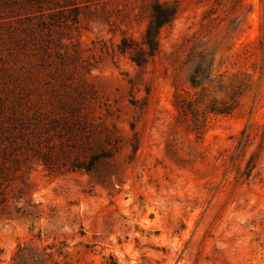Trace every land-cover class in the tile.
Segmentation results:
<instances>
[{"label":"rangeland","instance_id":"374dc122","mask_svg":"<svg viewBox=\"0 0 264 264\" xmlns=\"http://www.w3.org/2000/svg\"><path fill=\"white\" fill-rule=\"evenodd\" d=\"M0 264H264V0H0Z\"/></svg>","mask_w":264,"mask_h":264},{"label":"trees","instance_id":"16d2710c","mask_svg":"<svg viewBox=\"0 0 264 264\" xmlns=\"http://www.w3.org/2000/svg\"><path fill=\"white\" fill-rule=\"evenodd\" d=\"M154 12L155 20L148 25L142 43L131 41L128 37H123L119 44L120 51L129 54L132 60L139 66L145 65L160 50V29L175 18L178 10L175 8L163 9L160 5H157L154 7ZM97 159H99V156L92 159V164H75V167L91 170L93 163Z\"/></svg>","mask_w":264,"mask_h":264}]
</instances>
